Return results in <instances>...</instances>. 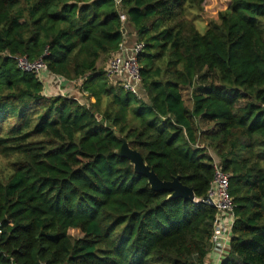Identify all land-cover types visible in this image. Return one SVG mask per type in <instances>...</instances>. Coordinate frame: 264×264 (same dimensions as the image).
I'll list each match as a JSON object with an SVG mask.
<instances>
[{"label":"trees","instance_id":"16d2710c","mask_svg":"<svg viewBox=\"0 0 264 264\" xmlns=\"http://www.w3.org/2000/svg\"><path fill=\"white\" fill-rule=\"evenodd\" d=\"M205 1L0 0V264H205L215 210L152 191L116 134L195 199L215 158L235 206L218 264H264V0H230L201 34ZM121 11L141 100L104 73ZM23 56L80 98L46 94Z\"/></svg>","mask_w":264,"mask_h":264},{"label":"built area","instance_id":"2783aa9c","mask_svg":"<svg viewBox=\"0 0 264 264\" xmlns=\"http://www.w3.org/2000/svg\"><path fill=\"white\" fill-rule=\"evenodd\" d=\"M118 6L120 0H113ZM121 24L122 41L118 46V51L106 63L104 73L110 81L121 87L125 92L135 96L138 100L143 99L144 93L141 87L140 67L138 56L143 51L144 45L135 40L129 43V31L127 16L119 12ZM46 54V52H45ZM15 65L17 69L25 73H33L40 80L46 94L54 96H67L66 86L71 83L63 78L49 73L42 58L35 61L28 60L27 57H16ZM53 80L52 89L45 85L46 79ZM72 85V84H71ZM50 90L52 94L48 93ZM80 98V93L78 92ZM74 99H79L73 96ZM213 179L209 185L205 197L195 199V203H201L215 210L213 229L211 235L209 254H217L218 262L223 254L229 250V242L232 236V226L235 220L233 200L229 193L230 175L223 171L219 162L213 158ZM1 234V231H0Z\"/></svg>","mask_w":264,"mask_h":264},{"label":"water","instance_id":"95a60500","mask_svg":"<svg viewBox=\"0 0 264 264\" xmlns=\"http://www.w3.org/2000/svg\"><path fill=\"white\" fill-rule=\"evenodd\" d=\"M116 137L121 142V146L115 151V154L120 158L127 159L133 166L135 173L147 179V183L152 191L168 193L167 200L182 199L191 203L194 202L195 195L193 189L184 186L180 182L179 176L173 177L170 181L160 180L154 171L143 161V158L137 151L131 149L120 135L116 134Z\"/></svg>","mask_w":264,"mask_h":264},{"label":"rangeland","instance_id":"374dc122","mask_svg":"<svg viewBox=\"0 0 264 264\" xmlns=\"http://www.w3.org/2000/svg\"><path fill=\"white\" fill-rule=\"evenodd\" d=\"M229 1L230 0H206V2L204 3V7H203L204 8L203 21L199 20V19L195 21L196 28L201 34L204 33V31H205L206 17H208L209 15L216 14L218 11L225 10V7L229 3ZM260 22L264 27L263 20H261ZM52 82H53V80H51L49 78H47L46 82H45V85L50 90L52 89ZM191 95H192L191 89H185L182 91V97H183L186 105L190 104ZM76 96L79 98L78 94H76ZM208 151H209L208 153L212 154V152L210 150H208ZM1 164H2V162L0 161V165ZM68 234L73 240L81 237V233L77 230H69Z\"/></svg>","mask_w":264,"mask_h":264},{"label":"crops","instance_id":"0c3cea01","mask_svg":"<svg viewBox=\"0 0 264 264\" xmlns=\"http://www.w3.org/2000/svg\"><path fill=\"white\" fill-rule=\"evenodd\" d=\"M228 4L226 5L225 9L227 8ZM128 31H129V35H130L129 36V43H133L136 40L134 33L131 31V29L129 27H128ZM71 84H70V86L69 85L66 86V91L68 94H70L73 97V96H76V94H78V89L76 88V86L78 84L77 83H73L72 85ZM47 92L52 94L50 90H47ZM205 264H218L217 254H214V253L208 254L207 259L205 261Z\"/></svg>","mask_w":264,"mask_h":264}]
</instances>
